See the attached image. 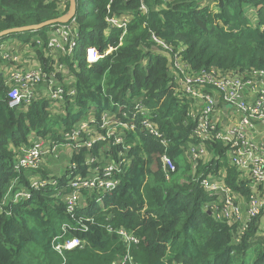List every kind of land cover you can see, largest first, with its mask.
I'll return each mask as SVG.
<instances>
[{"label": "trees", "instance_id": "16d2710c", "mask_svg": "<svg viewBox=\"0 0 264 264\" xmlns=\"http://www.w3.org/2000/svg\"><path fill=\"white\" fill-rule=\"evenodd\" d=\"M75 3L76 46L70 56L54 57L47 47L51 26L0 39L23 37L20 40L33 48L45 70L52 71L58 62L74 75L67 85L57 74L64 88L61 99L37 94L16 108L8 106V85L0 76V199L13 181L14 189L29 187L33 178L66 182V168L57 174L43 163L39 168L16 172V149L31 144V134L68 143L65 134L75 132L88 118L94 120L89 125L94 126L95 137L85 132H80V137L91 139V148H73L70 159L94 156L103 163L122 151L126 164L118 175V186L102 193L100 202H96L100 191H83L86 207L78 209L76 217L91 219L84 221L86 231L63 230L64 224L73 226L75 221L66 213L54 185L31 189L30 198L10 204L9 214L0 213V264H110L122 255L125 243L109 232L108 226L126 229L139 239L130 250L136 264H264V236H256L260 217L253 219L240 242L235 243L233 227L214 220L205 210L209 197L195 181L197 175L224 168L228 186L245 195L248 188L228 164L226 148L219 142L206 145L216 158L208 164L198 161L193 172L185 150L193 141L194 122L187 117L188 105L173 95L167 58L151 39L154 34L173 51L181 50L182 58L194 70L210 66L264 69V29L259 27L264 24V0ZM68 5V0H0V31L59 17L67 12ZM251 9L255 25L247 15ZM112 13L131 15L122 37L120 28L105 31V16ZM32 35L36 36L33 40ZM109 46L113 47L110 53L95 61L89 59V49L100 53ZM70 89L74 91L71 95ZM137 102L148 112H134ZM105 110L123 122L135 123V131L123 130L126 149L114 143L116 132L108 134L101 128ZM123 111L127 117L122 116ZM144 115L167 139L166 147L142 131ZM163 153L175 166L168 171V179L160 159ZM60 234L85 238L87 244L60 254L53 248V239Z\"/></svg>", "mask_w": 264, "mask_h": 264}, {"label": "built area", "instance_id": "2783aa9c", "mask_svg": "<svg viewBox=\"0 0 264 264\" xmlns=\"http://www.w3.org/2000/svg\"><path fill=\"white\" fill-rule=\"evenodd\" d=\"M144 10V5L141 4ZM72 18L69 22L51 26V32L47 41V47L51 50H58L62 55L72 52L75 46V22ZM131 20L129 13L109 14L105 16L106 33L111 28H120L125 32L127 24ZM256 24V20H251ZM259 27L264 29V24ZM76 37V36H75ZM151 39L160 47V52L167 58L170 84L173 95L181 98L188 105L187 117L194 122L192 129L193 141L188 144L185 154L191 163L192 170L197 166L198 161L206 153L207 146L214 143H221L225 146V154H228L229 165L235 168L239 174V179L245 182L248 194L239 197L233 188L228 186L225 179L217 178L214 172L199 174L194 179L208 195L204 208L210 212L211 217L220 222H225L233 227L232 239L235 243L240 242L241 237L248 230L253 219L264 214V145L258 142V137L264 126V69H221L215 66L203 67L198 70L191 68L190 64L182 58L181 50L173 51L172 48L154 34ZM113 47H108L103 52L96 53L94 49L88 50L91 61L111 52ZM62 63H56L52 71H45L39 66L36 69H27L11 72L7 91V104L10 108H16L22 104H28L35 98V86L41 82L49 84V97L51 99H61L63 85L58 80L59 73L64 72ZM70 95L74 93L69 90ZM134 112L143 115L148 112L141 102L134 104ZM236 113V119L228 118L223 120L221 113ZM127 112L123 111L122 116L127 117ZM145 116V115H144ZM90 117V116H89ZM93 119L82 120L72 134L73 140L78 141L80 132L89 135L90 122ZM142 131L159 139L161 145L167 146L165 139L157 126L146 116L140 121ZM101 128H106L108 134L116 132L114 143L124 145L123 130L135 131L134 122H123L115 118L109 110L102 113ZM99 138H102L100 136ZM45 142H44V141ZM38 143L29 145H19L16 149V162L14 170L36 169L43 163L44 157L52 156L56 160V155L64 148L67 149V163L64 168L66 182L59 184L57 179L33 178L29 187L14 189L13 181L7 191L0 199V213L9 214V205L28 199L31 196V189H42L51 184L58 189V193L63 198L66 213L75 221V225H63V230L67 228L75 231H86L87 225L84 221L90 218L76 217L78 209L86 207V200L83 191L101 192L96 202L101 201L102 193L115 189L119 184V173L125 166V155L119 151L116 158H111L103 163L94 156L72 161L70 154L73 148L76 151L83 147L91 148L92 140L87 138L82 143L69 145V143H58L56 141L41 138ZM59 144V145H57ZM164 167L165 178H169V170L175 168L172 160L163 153L160 157ZM44 164V163H43ZM193 172H195L193 170ZM216 172V171H215ZM60 177V175H58ZM108 231L116 233L125 243V250L122 255L110 264H136L132 254L131 246L139 242V239L123 228ZM87 244L85 238L72 236L65 238L63 234L57 235L53 239V248L62 254L64 249L83 248Z\"/></svg>", "mask_w": 264, "mask_h": 264}, {"label": "crops", "instance_id": "0c3cea01", "mask_svg": "<svg viewBox=\"0 0 264 264\" xmlns=\"http://www.w3.org/2000/svg\"><path fill=\"white\" fill-rule=\"evenodd\" d=\"M249 12H250L249 14L250 18L254 19L255 18L254 11L252 9L248 10L247 15ZM34 38H36V36L30 39L33 40ZM39 66L42 67V64L37 60L33 48L29 46V44L21 41L18 37H8V38L3 39L0 42V76L5 78L6 85H8L9 76L11 72L27 70V69H36V68H39ZM48 86L49 84L46 82H41L37 84L35 86L36 95L39 94V96H46L49 98ZM42 89L46 92V94L40 92ZM221 117L223 120H226L229 117L230 118L233 117V119H236V113L233 112V116L230 113L227 115H225L224 113H221ZM256 140L258 142H262V144L264 145V126L262 128L260 135L256 137ZM226 157H227V161L229 164L228 154H226ZM213 158H216V155L213 153V151L207 149L206 153L202 155L201 161L204 164L206 163L208 164ZM62 159H65V160L67 159V149L66 148L62 149L58 153V156L56 155V160L53 159L52 160L53 162L50 165H47V167L54 173H57V174L60 173L61 166L63 165ZM214 173L216 174L217 178L225 179L226 171L224 168L217 169L216 172ZM235 191L239 192L237 193L239 197L241 198L244 197L245 194H243L241 191H237V190ZM261 216L260 218H262ZM259 228H260V219H259L258 230Z\"/></svg>", "mask_w": 264, "mask_h": 264}, {"label": "rangeland", "instance_id": "374dc122", "mask_svg": "<svg viewBox=\"0 0 264 264\" xmlns=\"http://www.w3.org/2000/svg\"><path fill=\"white\" fill-rule=\"evenodd\" d=\"M249 14H250V12L248 13V16H249ZM250 17V16H249ZM252 17V16H251ZM250 20H252L251 18H250ZM123 34L124 33H122L121 34V37L123 36ZM26 37V36H25ZM28 37V36H27ZM33 37H35L34 35H32L31 36V38H33ZM20 38H23V37H19V39ZM72 41L75 43V46H76V37L74 36V40L72 39ZM74 46V47H75ZM75 49V48H74ZM54 53H53V55H54V57H58L59 56V54H61L60 53V51H58V50H52ZM72 54V52H67V55L68 56H70ZM62 55V54H61ZM62 67H64V72H62L61 73V79H63L65 82H66V84L67 85H69L72 81H73V79H74V75L71 73V71L67 68V66H65L64 64H63V66ZM60 81V80H59ZM61 82V81H60ZM10 87V85H8V88ZM40 92H42V93H45L46 94V92L42 89ZM59 106V103L58 104H55V107H52L53 109H55L56 107H58ZM58 109V108H57ZM93 129H94V126H90V131H89V133L93 136V137H95V133H93ZM33 137H32V141H31V143L32 144H35V143H38L39 141H37V140H40L41 138L40 137H36L34 134H31ZM75 135H73L72 133L71 134H65V138H67V139H69L67 142L69 143V145H76V143L78 142V143H82V140H81V137H79L78 136V141L76 140V139H74L73 140V137H74ZM45 139V138H44ZM46 141H48V139H45ZM44 141V140H43ZM70 141H72V142H70ZM45 142V141H44ZM22 145H25V144H22ZM57 145H59V144H57ZM61 147H63V149H64V146H61ZM107 149H109V147L107 148ZM185 157L187 158V156H186V154H185ZM188 159V158H187ZM53 159H52V156L51 155H48L47 157H44V159H43V163L45 164V166L47 167V165H50L53 161H52ZM65 159H62V163H63V165L61 166V170H60V172H62V170L64 169V166L66 165V163H67V161H68V159H66L65 161H64ZM190 162V161H189ZM200 162H201V164H204V163H202V161L200 160ZM197 167V166H196ZM196 167L193 169L194 171L196 170ZM51 168V167H50ZM202 174V173H201ZM200 174V175H201ZM120 183V182H119ZM262 218H260V228H259V230L257 231V233H256V236H258V238L260 239L261 237H263L264 236V215H262L261 216Z\"/></svg>", "mask_w": 264, "mask_h": 264}, {"label": "water", "instance_id": "95a60500", "mask_svg": "<svg viewBox=\"0 0 264 264\" xmlns=\"http://www.w3.org/2000/svg\"><path fill=\"white\" fill-rule=\"evenodd\" d=\"M68 1H69V5H68L67 12L60 15L59 17L48 19V20H45L37 24L2 30L0 31V39L12 33L25 32V31H36L46 26H53V25L64 24V23L69 22L72 18L75 17L76 3H75V0H68ZM207 213L210 214L209 211H207Z\"/></svg>", "mask_w": 264, "mask_h": 264}, {"label": "bare ground", "instance_id": "6f19581e", "mask_svg": "<svg viewBox=\"0 0 264 264\" xmlns=\"http://www.w3.org/2000/svg\"><path fill=\"white\" fill-rule=\"evenodd\" d=\"M114 190V189H113Z\"/></svg>", "mask_w": 264, "mask_h": 264}]
</instances>
